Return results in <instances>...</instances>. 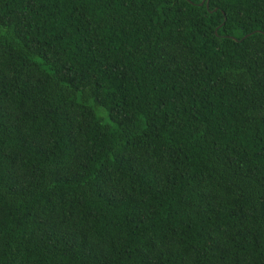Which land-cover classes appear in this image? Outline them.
<instances>
[{"label": "trees", "instance_id": "1", "mask_svg": "<svg viewBox=\"0 0 264 264\" xmlns=\"http://www.w3.org/2000/svg\"><path fill=\"white\" fill-rule=\"evenodd\" d=\"M0 264H264V0H0Z\"/></svg>", "mask_w": 264, "mask_h": 264}, {"label": "water", "instance_id": "2", "mask_svg": "<svg viewBox=\"0 0 264 264\" xmlns=\"http://www.w3.org/2000/svg\"><path fill=\"white\" fill-rule=\"evenodd\" d=\"M203 3V1H201L199 4H202ZM208 3L206 2V5H207Z\"/></svg>", "mask_w": 264, "mask_h": 264}]
</instances>
